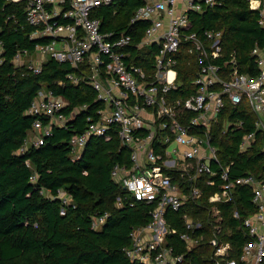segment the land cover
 Instances as JSON below:
<instances>
[{
	"label": "built area",
	"instance_id": "2783aa9c",
	"mask_svg": "<svg viewBox=\"0 0 264 264\" xmlns=\"http://www.w3.org/2000/svg\"><path fill=\"white\" fill-rule=\"evenodd\" d=\"M110 1L25 0L29 38L44 41L35 43L31 52L16 51L11 60L32 72L39 71L46 57L67 62L75 70L65 73L64 80L83 81L94 91L98 106L85 116L83 129L68 138L69 156L77 158L90 136L107 138L109 133L127 148V163H113L109 169L110 179L124 191L115 196L114 205L141 202L147 206V220L130 227L123 253L144 264H193L190 251L206 243L209 264H264V181L250 174L231 176L228 164L217 158L209 132L225 102L236 105L244 99L255 116L254 126L264 134V43L250 51L256 72H241L232 51L222 57L220 30H205L202 39L189 30L187 10L200 11L202 4L214 0H144L129 21H148L138 43L154 47L151 69L145 71L127 62L128 34L108 38L110 33L99 31L93 12ZM248 6L258 11V23L264 25V0H249ZM182 41L188 42L186 51L194 53L196 64L193 89L183 97L171 94L178 84L175 55ZM63 105L51 90L37 89L24 110L32 116L24 143L37 146L53 126H64L72 112L63 113ZM251 139L252 132L243 134L239 150ZM29 178L33 180V174ZM201 185L214 188L203 206ZM236 185L250 186L254 210L241 219L247 240L231 256L216 203L229 202ZM40 193L61 204L69 202L61 188ZM194 207L203 209V219L189 213ZM167 212H178L179 229ZM106 215H90V228L99 229ZM231 215L239 217L236 209Z\"/></svg>",
	"mask_w": 264,
	"mask_h": 264
},
{
	"label": "trees",
	"instance_id": "16d2710c",
	"mask_svg": "<svg viewBox=\"0 0 264 264\" xmlns=\"http://www.w3.org/2000/svg\"><path fill=\"white\" fill-rule=\"evenodd\" d=\"M143 1L111 0L97 7L93 14L99 19V31L110 33L108 38L130 36L127 62L149 71L153 44H138L148 21H129L133 9ZM248 1L214 0L211 5L202 4L200 11L187 10V16L189 30L201 39L205 30H220L222 57L232 51L238 69L254 74L255 57L250 51L263 45L264 25L258 23V11L249 8ZM24 9L25 0H0V264H144L129 260L122 248L129 243L130 227L146 222L147 206L134 202L116 207L114 198L124 191L109 177L113 163H127L128 150L109 133L107 138L90 136L77 158L69 156L68 138L83 129L85 116L92 113L98 102L89 84L64 80L65 73L75 70L67 62L46 57L38 72L27 70L24 64L13 65L11 58L16 51L31 52L35 43L44 41L29 38L32 27L25 20ZM187 43L182 41L175 55L178 84L171 92L173 96L183 97L193 89L195 56L186 51ZM60 80L62 83H58ZM40 87L59 96L64 102L61 111L72 115L64 126H53L42 143L34 146L24 143L30 136L32 121L24 110ZM254 119L244 99L236 105L225 102L209 132L217 158L228 164L231 176L250 174L264 181V134L254 126ZM236 120H241L240 125L234 124ZM247 132H252V139L239 150L240 138ZM57 188L69 195L67 204L40 193L41 189L53 193ZM201 188L203 206L205 196L214 188ZM250 197V186L236 185L229 202L216 203L225 239L233 248L231 256H236L247 240L240 224L254 210ZM233 209L238 218L232 217ZM104 212L107 215L101 227L90 228V215ZM189 213L203 219L200 207L190 208ZM177 214L167 212L166 217L174 219L179 229ZM176 244L180 246L179 242ZM198 246L190 251L193 264H209L208 246Z\"/></svg>",
	"mask_w": 264,
	"mask_h": 264
},
{
	"label": "rangeland",
	"instance_id": "374dc122",
	"mask_svg": "<svg viewBox=\"0 0 264 264\" xmlns=\"http://www.w3.org/2000/svg\"><path fill=\"white\" fill-rule=\"evenodd\" d=\"M28 143V141H26Z\"/></svg>",
	"mask_w": 264,
	"mask_h": 264
}]
</instances>
